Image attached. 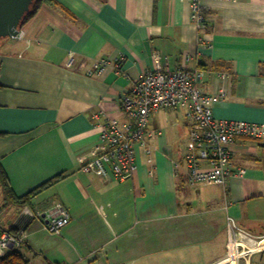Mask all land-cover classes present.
<instances>
[{
    "label": "crops",
    "instance_id": "0c3cea01",
    "mask_svg": "<svg viewBox=\"0 0 264 264\" xmlns=\"http://www.w3.org/2000/svg\"><path fill=\"white\" fill-rule=\"evenodd\" d=\"M54 1L20 28L22 40L0 46V168L16 197L51 182L24 207L8 203L0 187V238L27 209L32 221L16 232L26 238L14 249L29 264H212L227 252L232 218L262 238L244 237L261 249L250 264H264V137L231 147L243 177L191 186L184 165L174 171L189 145L188 136L183 152L175 150L173 138L190 131L186 110L169 109L174 121L160 110L148 125L151 161L139 150L131 178L105 180L80 168L97 143L92 114L122 121L119 99L155 68V54L164 69L202 71L206 94L223 91L215 119L264 125V0H202L205 33L184 0ZM95 61L109 62L100 76L89 73ZM56 204L70 215L59 235L34 217Z\"/></svg>",
    "mask_w": 264,
    "mask_h": 264
},
{
    "label": "built area",
    "instance_id": "2783aa9c",
    "mask_svg": "<svg viewBox=\"0 0 264 264\" xmlns=\"http://www.w3.org/2000/svg\"><path fill=\"white\" fill-rule=\"evenodd\" d=\"M190 6L191 23L202 33L208 28V20L203 12L202 0H184ZM23 31L9 38L20 41ZM199 43L208 46L206 35ZM154 69L146 70L128 93L119 99L122 121L106 117L99 112L92 114L94 127L98 132L97 143L89 158L81 163V170L92 173L105 180L123 181L131 178L138 169V151L151 161L152 149L148 144L151 132L148 125L151 114L163 109H185L190 124L189 145L183 163L175 162L174 171L185 166L187 182L197 184L225 185L232 176L243 177L246 170L235 165L231 147L239 139H262L264 125L234 120H218L213 117V104L224 97L223 91L209 95L199 87L202 71L178 68H163L159 56L154 55ZM191 57L186 56L185 61ZM73 58L70 57L68 66ZM122 57L114 59L116 72L121 71ZM109 66L107 61H95L90 74L102 75ZM222 80L229 78L226 73H218ZM153 173L152 168L149 171ZM24 215L32 213L24 209ZM41 220L46 232L59 235L70 223V215L61 204L51 210L34 215ZM229 234L227 252L212 264H250L251 258L261 251L260 245L250 246L244 237L261 240L240 229L232 218L227 219ZM26 238L25 232L4 233L0 238V256L10 247H20Z\"/></svg>",
    "mask_w": 264,
    "mask_h": 264
},
{
    "label": "trees",
    "instance_id": "16d2710c",
    "mask_svg": "<svg viewBox=\"0 0 264 264\" xmlns=\"http://www.w3.org/2000/svg\"><path fill=\"white\" fill-rule=\"evenodd\" d=\"M44 4L53 5V6L57 5V3L54 0H33L29 8V11L24 15L23 19L21 20L19 29L25 23H27L30 19L36 16L39 9ZM66 14L70 16L68 12H66ZM50 184L51 182L46 183L42 185L41 187L35 189L34 191H31L30 193L22 197H16L12 193V190L10 188L6 175L4 174L2 168H0V187L2 189L4 198L8 203L14 204L18 207H24L26 205H29L32 199L35 197V195H37L41 190L47 188ZM0 211H1V208H0ZM31 221H32L31 217L22 215L17 220V224L15 228L12 230H9L8 233L16 234V232H18L19 230L26 229L29 226ZM0 264H29V260L19 250L14 249L13 247L12 249H8L3 255L0 256Z\"/></svg>",
    "mask_w": 264,
    "mask_h": 264
},
{
    "label": "water",
    "instance_id": "95a60500",
    "mask_svg": "<svg viewBox=\"0 0 264 264\" xmlns=\"http://www.w3.org/2000/svg\"><path fill=\"white\" fill-rule=\"evenodd\" d=\"M33 0H0V39L14 37Z\"/></svg>",
    "mask_w": 264,
    "mask_h": 264
},
{
    "label": "rangeland",
    "instance_id": "374dc122",
    "mask_svg": "<svg viewBox=\"0 0 264 264\" xmlns=\"http://www.w3.org/2000/svg\"><path fill=\"white\" fill-rule=\"evenodd\" d=\"M4 40L5 39H0V46L3 43ZM163 111H165V113H167V114H170V117H168V118L165 117V118H167L166 120L170 121V119H171V120L174 121L176 119L175 113H173L171 111L169 112V109H166V110L163 109ZM168 121H163V119L161 121L162 122L161 123V125H162L161 127L163 129H166L167 128V131H166L167 133H169V127H170V123ZM184 130L185 129H182V131L179 133V135L174 134V137H173L174 140H175V150L177 148V150H180L181 152H183V150H184V148L186 146L187 140H188V136H189V133L187 135L186 131H184Z\"/></svg>",
    "mask_w": 264,
    "mask_h": 264
}]
</instances>
